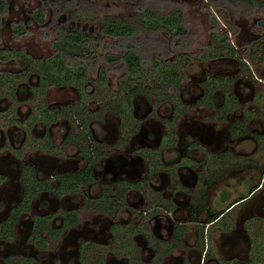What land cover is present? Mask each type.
Returning <instances> with one entry per match:
<instances>
[{"label":"flooded vegetation","instance_id":"flooded-vegetation-1","mask_svg":"<svg viewBox=\"0 0 264 264\" xmlns=\"http://www.w3.org/2000/svg\"><path fill=\"white\" fill-rule=\"evenodd\" d=\"M0 264H264V0H0Z\"/></svg>","mask_w":264,"mask_h":264},{"label":"rangeland","instance_id":"rangeland-1","mask_svg":"<svg viewBox=\"0 0 264 264\" xmlns=\"http://www.w3.org/2000/svg\"><path fill=\"white\" fill-rule=\"evenodd\" d=\"M199 4L201 3L200 1L198 2ZM233 9H235L234 7H233ZM235 10H237V9H235ZM253 13H254V16L255 17H259V16H261V15H263L262 13L263 12H261V11H258L257 10V8L256 7H254L253 9ZM234 11V10H233ZM238 12V11H237ZM221 15V14H220ZM222 16V15H221ZM193 17V16H192ZM194 19H193V21L192 22H196V23H202V16H196V18L195 17H193Z\"/></svg>","mask_w":264,"mask_h":264}]
</instances>
